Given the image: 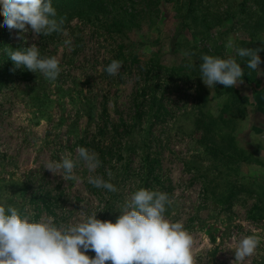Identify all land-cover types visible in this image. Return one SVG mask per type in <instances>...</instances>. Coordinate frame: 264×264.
Returning <instances> with one entry per match:
<instances>
[{"label": "rangeland", "instance_id": "obj_1", "mask_svg": "<svg viewBox=\"0 0 264 264\" xmlns=\"http://www.w3.org/2000/svg\"><path fill=\"white\" fill-rule=\"evenodd\" d=\"M76 1L56 7L65 34L34 36L27 26L26 42L0 16V64L5 49L36 44L61 67L56 81L19 68L0 82V202L57 225L93 212L114 223L136 190L160 191L173 199L166 218L192 235L195 264H264V76L226 48L229 38L264 48V0ZM204 54L233 56L258 81L243 77L234 87L249 103L230 101L226 123L224 86L210 89L200 78ZM112 60L122 61L115 76L105 71ZM79 147L98 154L95 172L81 161L79 180L65 182L62 171L45 168L65 155L78 159ZM109 172L117 192L88 183ZM248 235L260 244L235 261Z\"/></svg>", "mask_w": 264, "mask_h": 264}, {"label": "clouds", "instance_id": "obj_2", "mask_svg": "<svg viewBox=\"0 0 264 264\" xmlns=\"http://www.w3.org/2000/svg\"><path fill=\"white\" fill-rule=\"evenodd\" d=\"M0 16L3 25L16 30L17 39L25 40L29 27L34 36L65 34V17H58L52 0H0ZM264 41V40H262ZM72 47L71 39L64 41ZM226 48L235 56L246 59L247 69L264 76L260 65L264 63L259 53L264 48L235 47L229 38ZM15 69L23 68L40 73L46 80L56 81L61 73L59 60L42 57L36 44L17 50L5 49ZM190 57L194 53L182 51ZM200 78L210 89L217 84L234 88L243 83L244 68L233 56L221 58L204 54L200 57ZM189 67L195 66L190 63ZM122 61L112 60L105 71L115 76ZM78 159L65 155L59 162L51 161L45 168L60 175L65 181H78L74 169L83 162L87 170L95 172L101 166L98 154L85 147L77 149ZM100 176H89L88 183L96 188L117 192V187ZM173 199L167 193L141 188L126 199L113 223L97 219L93 212L83 222L57 225L48 221H36L21 213L15 206L0 202V264H195L192 253L193 238L181 222H173L165 213ZM260 244L256 235H248L235 248V261L252 256ZM92 251L94 257L86 253Z\"/></svg>", "mask_w": 264, "mask_h": 264}, {"label": "trees", "instance_id": "obj_3", "mask_svg": "<svg viewBox=\"0 0 264 264\" xmlns=\"http://www.w3.org/2000/svg\"><path fill=\"white\" fill-rule=\"evenodd\" d=\"M58 2H60V0H52V4H53V6L56 8L57 6H58ZM61 3V2H60ZM72 4H76V5H78L80 8H84V7H88V8H90L93 4H96L95 2H93L92 0H79V1H76L75 3L74 2H71ZM61 4H65L64 2H62ZM66 6H69V4H66ZM244 9H245V6L243 7ZM242 8V9H243ZM243 9V10H244ZM76 16H78V15H76ZM79 18H81V17H79ZM17 49H19V48H13L12 50H17ZM1 57H3L2 59H1V61H3V63L2 64H0V82L1 83H3L4 82V79L5 78H8V77H6V75H11V71H14L13 69L15 68V66H14V64L12 63V61L9 59V57H8V55H7V53H5L4 55H2ZM15 70H18V69H15ZM254 76V75H253ZM244 78L250 83V84H257L258 83V81H257V78H254L253 77V79H250V78H252V77H250V76H248L247 74H246V72H245V75H244ZM8 79H11V77L10 78H8ZM222 94H224L225 96H226V100L228 101V104L226 105H224L223 106V109H222V111H221V118H222V121L223 122H225L226 123V121H225V117L226 116H229L230 115V110H231V105H229V102L231 101V102H233V100H237V101H239L240 103H242V104H248L249 103V99L248 98H241L240 97V93L238 92V91H236L234 88H224V90H223V92H222ZM226 101V102H227ZM232 105H233V103H232ZM236 105V104H235ZM234 105V106H235ZM241 113H243V111H241ZM232 149V153L234 154H238V153H241V156L243 155V152H241V151H239L237 148H231ZM244 161H247L248 159H247V157H245L244 159H243Z\"/></svg>", "mask_w": 264, "mask_h": 264}]
</instances>
